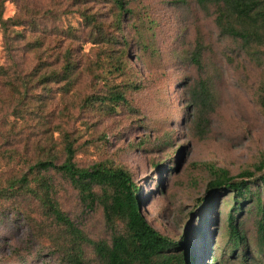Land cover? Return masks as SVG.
<instances>
[{"label": "rangeland", "instance_id": "obj_1", "mask_svg": "<svg viewBox=\"0 0 264 264\" xmlns=\"http://www.w3.org/2000/svg\"><path fill=\"white\" fill-rule=\"evenodd\" d=\"M124 2L132 14L118 28L113 0H0V178L26 173L48 157L62 163L64 137L70 135L80 167L104 163L132 174L142 189L143 212L160 233L178 240L204 226L207 247L214 235L209 259L196 242V264H239L226 248L232 195L209 196L212 178L205 165L236 177L264 160V66L240 42L223 37L213 9L198 0ZM85 15L117 37L121 60L120 51H128L120 72L106 46L94 44ZM9 20L6 30L3 22ZM198 43L202 70L191 61ZM68 50L77 65L74 82H45V76L62 72ZM201 80L213 86V107L193 101ZM110 87L123 90L126 103L116 110L86 105L89 96L107 94ZM42 175L80 229L94 241L110 239L100 207L87 209L63 174ZM207 196L212 200L200 204ZM1 211L0 264H60L50 239L54 228L38 202L18 197ZM259 218L249 205L241 220L253 264H264ZM86 252L95 262L92 249Z\"/></svg>", "mask_w": 264, "mask_h": 264}, {"label": "trees", "instance_id": "obj_2", "mask_svg": "<svg viewBox=\"0 0 264 264\" xmlns=\"http://www.w3.org/2000/svg\"><path fill=\"white\" fill-rule=\"evenodd\" d=\"M113 2L118 9L116 25L120 28L123 19L126 15H131L132 11L124 0ZM198 3L202 8L213 9L215 24L223 37L240 42L242 51L258 66H264V0H198ZM84 20L93 31L94 44L106 46L104 52L109 55L111 64L115 61L118 65L115 71L120 72L126 65L123 58L128 51H120L121 60L115 46L120 44L117 37L106 33L104 26L94 16L85 15ZM9 22L10 20L3 22L6 30ZM123 42L127 41L124 39ZM202 52L203 47L198 43L191 58L192 63L200 70L203 68ZM63 58L62 72L45 76V82H66L67 87L71 86L77 65L70 50ZM13 88L16 90L18 87ZM260 88L259 105L264 117V84ZM192 95L198 107L204 109L214 106L215 98L210 82L201 80ZM124 103L126 96L119 87H110L107 94L92 95L86 100L89 108L99 105L108 110H116ZM63 153L65 158L60 164L56 158L48 157L31 165L26 173L8 180L0 178V215L3 214L1 208L6 201L25 197L38 202L54 228L50 239L55 243V254L59 255L60 264H196L198 241L203 243V253L205 247L204 259L206 256L207 259L210 258L214 235L209 238L207 247L208 231L204 226L198 234L186 230L176 240L163 235L151 225L142 209V189L129 171L104 163L80 167L76 162L79 149L70 135L64 137ZM205 167L210 170L212 178L207 188L209 196L220 192L232 195L233 202L226 219L227 255L239 264H253L249 259L248 242L241 220L247 206L255 207L260 216L257 221L258 232L264 243V160L253 171H243L236 177L213 165ZM50 171L59 172L69 180L87 209L93 211L100 207L103 210L105 226L110 233L109 240H92L63 211L48 178L42 175ZM209 196L201 199L200 204L212 200ZM263 246L264 244L258 248V252H264ZM88 247L92 249L95 262L87 258ZM226 262L221 261L220 264Z\"/></svg>", "mask_w": 264, "mask_h": 264}]
</instances>
